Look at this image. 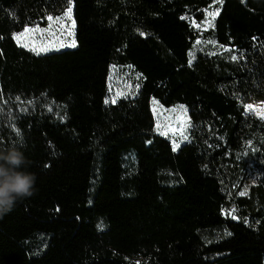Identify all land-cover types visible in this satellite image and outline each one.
<instances>
[{"label":"trees","instance_id":"1","mask_svg":"<svg viewBox=\"0 0 264 264\" xmlns=\"http://www.w3.org/2000/svg\"><path fill=\"white\" fill-rule=\"evenodd\" d=\"M68 5L0 0V148L37 176L0 264H264V0H71L75 46L14 38ZM152 99L186 110L175 150Z\"/></svg>","mask_w":264,"mask_h":264},{"label":"rangeland","instance_id":"2","mask_svg":"<svg viewBox=\"0 0 264 264\" xmlns=\"http://www.w3.org/2000/svg\"><path fill=\"white\" fill-rule=\"evenodd\" d=\"M260 0H244L246 6L253 8ZM71 6V4H70ZM69 7V5L67 6ZM67 7L58 15H56L53 18L61 17L63 13L66 11ZM209 12H213L212 10H209ZM211 17V16H210ZM209 21H211L210 18L206 19L203 23L199 25L202 29H206L210 26ZM50 22L48 19L47 21L42 25H32L29 26V28H39V29H48ZM62 24L64 25L63 28H59L58 25H54V31L55 36H50L47 32L43 33V39H41L40 34H36V43L33 44L29 39L22 38L21 42L22 45L24 43H28V49L33 50L34 47H47L48 49L56 48V47H71L74 44V40L72 38V29H73V22L72 17L70 19H65L62 21ZM58 29V30H57ZM24 30V29H23ZM23 30L19 31L18 33H21ZM17 33V34H18ZM210 46H215L213 42L210 43ZM37 52V51H34ZM264 106L263 102H257V103H250L246 104L244 106V111L247 114H251L257 118V115L254 114L253 111L247 110V106ZM152 106V112L155 119V124L157 128L159 129L158 132H160L162 135H165L168 140L170 141V144L172 146V149L175 150L177 146L184 142L187 138V126H188V120H187V114L186 110L183 106L178 104H173L167 107L166 109L159 106V104L152 99L151 101ZM45 109L50 112L54 117H61L63 114V107L57 104H46ZM10 114L9 111V105L8 104H0V122L2 121V117H6ZM261 119V118H260ZM264 120V119H263ZM183 131H179V129H182ZM186 137V138H185Z\"/></svg>","mask_w":264,"mask_h":264},{"label":"clouds","instance_id":"3","mask_svg":"<svg viewBox=\"0 0 264 264\" xmlns=\"http://www.w3.org/2000/svg\"><path fill=\"white\" fill-rule=\"evenodd\" d=\"M29 167L22 142L0 148V218L13 211L19 201L34 194L37 176Z\"/></svg>","mask_w":264,"mask_h":264},{"label":"snow or ice","instance_id":"4","mask_svg":"<svg viewBox=\"0 0 264 264\" xmlns=\"http://www.w3.org/2000/svg\"><path fill=\"white\" fill-rule=\"evenodd\" d=\"M220 2L222 3V0H220ZM70 4H71V0H69V7H67L66 11L63 13V15L61 17H56V18H53L52 16L47 17V19L50 22H54V24L50 23L48 29H39L38 27L37 28L26 27L21 33L14 34V38L17 40L18 43L21 42L22 38H27L33 44H35L37 42L36 41V34H38V33L40 34L41 39H43V33L44 32H47L50 36H55V31L53 30L54 25H58L59 28H63L64 25L62 24V21L65 19L71 18L72 9H71ZM217 14H218L217 12H209L208 13V15L213 17V18ZM209 23H211V22L209 21ZM22 46L28 47L29 45H28V43H24ZM72 46H75V45L73 44ZM33 50L37 51V52H43V51H47L48 48L47 47H34ZM233 59H236V57H233ZM247 110L253 111L255 115H257L261 119H264V106L258 107V106L249 105V106H247ZM179 131H183V128L179 129ZM241 194L243 195V193H241Z\"/></svg>","mask_w":264,"mask_h":264}]
</instances>
